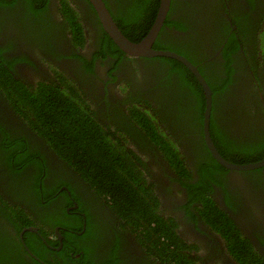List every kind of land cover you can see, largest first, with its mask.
Masks as SVG:
<instances>
[{
	"label": "flooded vegetation",
	"instance_id": "1",
	"mask_svg": "<svg viewBox=\"0 0 264 264\" xmlns=\"http://www.w3.org/2000/svg\"><path fill=\"white\" fill-rule=\"evenodd\" d=\"M57 1L48 0L41 19L25 14L23 0L13 8L0 7V55L19 58L8 71L27 88L71 85L79 92L109 147L125 145L121 155L133 177H141L133 185L141 187L144 203L116 202L118 186L102 185L104 178L86 181L70 164L73 152L62 157L53 150L31 125L34 116L27 114L26 122L21 118L26 106L20 107L25 113L14 112L0 85V256L11 264H165L167 243L176 239V254L191 264H241L230 249L246 257L244 243L253 253L247 264H264V166L231 170L218 164L204 143L205 97L200 126L194 93L180 82L176 96L164 60L119 54L102 37L106 32L96 11L83 0H75L84 12L82 39L75 38ZM105 1L133 42L148 34L160 4L137 0L143 12H133L134 0ZM100 47L106 55H98ZM152 49L178 50L181 54H175L206 81L212 93L209 122L217 129L216 141L210 137L225 160L237 167L264 160V0H170ZM171 92L178 106L161 108L155 99ZM129 95L140 102V112L156 119L164 137L157 144L127 124ZM2 133L17 143L20 154L13 155L10 167L5 163L11 150H3ZM26 158L36 160L23 169L14 166ZM210 160L224 172L214 173ZM40 164L38 195L31 178ZM195 185L205 188L195 191ZM10 207L21 211L20 221L11 214L7 218Z\"/></svg>",
	"mask_w": 264,
	"mask_h": 264
},
{
	"label": "trees",
	"instance_id": "2",
	"mask_svg": "<svg viewBox=\"0 0 264 264\" xmlns=\"http://www.w3.org/2000/svg\"><path fill=\"white\" fill-rule=\"evenodd\" d=\"M80 1V0H79ZM87 7L94 10L92 5L89 3L88 0H83ZM104 4L106 5V1L102 0ZM155 0H150V3L153 5V2ZM18 0H0V7L6 8V7H15L17 5ZM58 2V3H57ZM55 2V5L60 7V12L64 15V18L66 19L65 23H68L73 28L74 31L73 35L75 38L82 37L81 36V24L80 18L82 15H84V12L82 11V8L78 5V3L75 2V0H58ZM145 2V0H144ZM77 4V5H76ZM132 4L135 5V7H131L132 11L134 12L137 8L140 10L138 12H143V7H139V2L137 0H134ZM155 1V6H156ZM48 5V0H23V8L25 9L26 15H33L35 18L41 19L42 16H45L44 11H46V6ZM107 6V5H106ZM131 6V5H130ZM132 11L129 9L126 13L127 16L132 14ZM114 18V21L116 22L118 28L120 31L124 34L127 38H133L128 32V30L125 29V26H123L120 22V19L112 15ZM155 17H153V20ZM135 20V15L132 16L130 19V23ZM152 25V23H151ZM149 28L147 29L146 33L148 32ZM145 33V34H146ZM106 34V33H105ZM144 34V35H145ZM143 35V36H144ZM106 36V37H105ZM103 35V38H106L111 43V47L115 48L119 54H125L123 53L108 37V35ZM142 36V37H143ZM82 39V38H81ZM132 41V40H131ZM110 47V48H111ZM112 49V48H111ZM102 50V52L100 51ZM100 50H98V55H106L104 50L100 47ZM177 54H181V52L173 51ZM1 54V49H0ZM158 59L164 60L168 66L167 70L165 71L166 77L168 80L172 82V78L174 81L172 82L174 85V90L177 96V93L179 91V84L182 82L186 88L191 89V92L194 93V99L199 107L200 112V121L199 125L201 126L202 122V114L204 109V96L202 92L200 91V88L197 87V82L195 81V78L189 73V71L183 67L180 63H178L175 60L167 59L158 57ZM19 61V58H16V61H8L3 56L0 55V71L2 74H0V85L3 87V94L7 98V101L9 102L11 108L16 113H25L20 109L21 106H26L25 109L27 111L26 115L21 114V118L24 120V118H27L28 115H33L34 119L30 122L31 125L34 127V130L37 131L38 135L42 138H44L50 147L61 153V156L63 157V152H68L71 150L73 152V158L71 160H78V167L76 164H74L73 161L70 162V164L75 167V169L81 173V176L84 177L86 181L90 180V182L95 181L96 179L104 178V180L107 182H103L100 180L101 184L104 186L108 185L110 187H116L117 189V195H116V202H123L128 199L126 203L128 205L133 206L137 204L144 203V200L141 198V190L139 187L138 189L135 188L133 185V182H140L141 177L136 174L138 177V180H136L133 176V170L130 167L129 160L121 155V152H124L126 150L125 145L123 146H117V147H109L107 138L104 135V132L101 127V123L96 122L92 116H90V112L88 109V103L87 101L83 100L82 96L79 94V92H76V89L72 87L71 85H66V88H60L57 86H53L51 84H44L37 87V89L27 88L24 85L20 84L17 80L14 79L12 73L10 71L13 70V65ZM65 82V81H64ZM2 83V84H1ZM170 83V82H169ZM197 87V88H196ZM32 89V90H30ZM183 91H185V88H182ZM66 91V92H64ZM170 93V92H168ZM186 93V92H184ZM180 94V93H179ZM131 95L127 96L125 99L126 101V107L131 109L132 111L131 119L128 121L127 117H125V120L127 121V124L129 125L134 124V127H138L141 131L144 132L146 138L152 139V141L157 144L159 141L163 140V133L160 132L155 125H157L154 122H157L155 118L149 117L145 114V112H140L138 107L140 106V102L138 103L135 99L130 98ZM174 93L171 92V97L169 94L159 97L158 99H155L159 102V105L161 108H164L165 106L174 105L177 103L176 100H174ZM79 99V101L77 100ZM145 106L149 105L146 103ZM178 106V105H177ZM196 107V105H195ZM157 118L159 117L158 113H153ZM163 115V114H162ZM24 122H26L24 120ZM119 123V121L117 122ZM1 130V126H0ZM215 128V122H210V133L213 137V139L216 141L214 133L216 132ZM174 133L175 131L172 130ZM111 132V131H110ZM199 132V136L201 134L200 128H198L197 132ZM170 133V130H169ZM3 134V133H2ZM202 135V134H201ZM3 138H6L2 142L1 146L4 148L6 152L8 150H11V153H8V161L5 163L9 167L13 164L11 158L13 155L20 156V154H17L16 152V146L17 143L10 142V139L7 135L3 134ZM201 144L203 143L201 141V138L199 141ZM6 145V147H4ZM115 146V145H114ZM162 146L165 148H169L167 142L163 141ZM14 147V148H13ZM202 147L204 148L205 146ZM218 147V146H217ZM205 149V148H204ZM125 156H134V154H124ZM18 158H16L17 160ZM22 161L18 164H14V166H21V168L27 167L31 162L35 161V158H26L21 159ZM18 161V160H17ZM20 161V160H19ZM211 164L214 167V173H223L224 171L222 168H220L217 164H215L212 160H210ZM43 166L39 165V170L36 168L34 169L35 173L32 175L31 180H33L32 183V189L33 191H36L38 195H41V192L37 190V185L41 183V178L37 177L38 174L42 171ZM12 169H15L14 167ZM45 170V173H47V170ZM206 171V169H205ZM204 171V177L206 176ZM210 172H212L210 170ZM96 176V179H92L93 176ZM48 176V175H47ZM37 177V178H36ZM47 178V177H46ZM216 182V179H212ZM205 188H198L196 185L194 186L195 191H202ZM50 190L52 188H49ZM129 192V193H128ZM133 192V193H132ZM202 194V193H201ZM200 194V195H201ZM119 195V199H118ZM129 196L132 197L129 199ZM111 200V199H110ZM204 203L206 202V198H202ZM3 205L4 202H3ZM206 207H209V202L207 201L205 203ZM127 204L124 203V207H126ZM11 210V212L7 213V218L10 216V214L18 219H20L19 213L21 211L19 209H15L11 207L8 209ZM1 229V225H0ZM175 243H174V241ZM176 247V248H175ZM179 248L177 240L171 239L169 243H167L166 248V263L165 264H191L187 260L183 259L182 256L177 255L176 251ZM230 248H232L230 246ZM243 252L246 254V257L243 255H239L232 249H230L233 256L236 258H240L239 262L241 264H247L248 262H252L253 258L251 257L253 255L252 251L249 249L248 245L245 243L243 244L242 248ZM6 252V251H5ZM176 254V255H175ZM1 257V261L3 264H11V261L6 257Z\"/></svg>",
	"mask_w": 264,
	"mask_h": 264
},
{
	"label": "water",
	"instance_id": "3",
	"mask_svg": "<svg viewBox=\"0 0 264 264\" xmlns=\"http://www.w3.org/2000/svg\"><path fill=\"white\" fill-rule=\"evenodd\" d=\"M92 5L94 10L97 13L98 19L102 25L103 30L106 32L108 37L111 39L113 44H115L123 53L131 57H165L176 60L185 66L190 73L195 77L199 85L201 86L204 97H205V112H204V122H203V136L204 143L211 153L215 161L220 164L225 169H253L264 166V160L259 163L246 165V166H234L232 163H229L225 160L217 151L214 146L212 139L210 137V110L212 102V93L208 87L206 81L202 75L198 72L197 68L193 66L187 59L182 56H179L175 53L169 51H159L153 50V42L163 24V21L167 15L170 0H160L159 9L155 22L148 32V34L140 42H132L127 39L124 34L120 31L113 18L109 14L108 10L105 7V4L102 0H88Z\"/></svg>",
	"mask_w": 264,
	"mask_h": 264
},
{
	"label": "clouds",
	"instance_id": "4",
	"mask_svg": "<svg viewBox=\"0 0 264 264\" xmlns=\"http://www.w3.org/2000/svg\"><path fill=\"white\" fill-rule=\"evenodd\" d=\"M106 7V6H105ZM107 9V8H106ZM109 12V11H108ZM117 25V24H116ZM127 38V37H126ZM128 39V38H127ZM131 41V40H130ZM133 42V41H132Z\"/></svg>",
	"mask_w": 264,
	"mask_h": 264
},
{
	"label": "rangeland",
	"instance_id": "5",
	"mask_svg": "<svg viewBox=\"0 0 264 264\" xmlns=\"http://www.w3.org/2000/svg\"><path fill=\"white\" fill-rule=\"evenodd\" d=\"M138 205H140V204H137L136 206H138ZM134 208V207H133Z\"/></svg>",
	"mask_w": 264,
	"mask_h": 264
}]
</instances>
